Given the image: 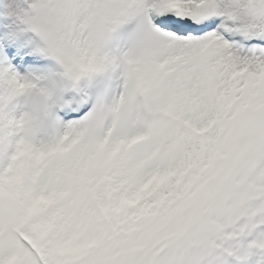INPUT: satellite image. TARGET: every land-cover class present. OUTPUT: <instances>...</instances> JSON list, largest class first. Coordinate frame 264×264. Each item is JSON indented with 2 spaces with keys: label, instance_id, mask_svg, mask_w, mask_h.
I'll list each match as a JSON object with an SVG mask.
<instances>
[{
  "label": "snow or ice",
  "instance_id": "obj_1",
  "mask_svg": "<svg viewBox=\"0 0 264 264\" xmlns=\"http://www.w3.org/2000/svg\"><path fill=\"white\" fill-rule=\"evenodd\" d=\"M0 264H264V0H0Z\"/></svg>",
  "mask_w": 264,
  "mask_h": 264
}]
</instances>
